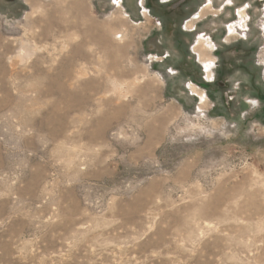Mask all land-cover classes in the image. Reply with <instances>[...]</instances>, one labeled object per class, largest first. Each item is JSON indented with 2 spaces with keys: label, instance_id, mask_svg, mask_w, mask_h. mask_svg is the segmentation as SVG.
<instances>
[{
  "label": "rangeland",
  "instance_id": "1",
  "mask_svg": "<svg viewBox=\"0 0 264 264\" xmlns=\"http://www.w3.org/2000/svg\"><path fill=\"white\" fill-rule=\"evenodd\" d=\"M0 264H264V0H0Z\"/></svg>",
  "mask_w": 264,
  "mask_h": 264
},
{
  "label": "bare ground",
  "instance_id": "2",
  "mask_svg": "<svg viewBox=\"0 0 264 264\" xmlns=\"http://www.w3.org/2000/svg\"><path fill=\"white\" fill-rule=\"evenodd\" d=\"M243 12V11H242ZM241 13V12H240ZM242 14V13H241ZM208 46V45H207ZM207 48V47H206ZM205 61V60H204ZM209 63V60L207 61ZM207 64V63H206Z\"/></svg>",
  "mask_w": 264,
  "mask_h": 264
},
{
  "label": "snow or ice",
  "instance_id": "3",
  "mask_svg": "<svg viewBox=\"0 0 264 264\" xmlns=\"http://www.w3.org/2000/svg\"><path fill=\"white\" fill-rule=\"evenodd\" d=\"M241 26H243V25H241Z\"/></svg>",
  "mask_w": 264,
  "mask_h": 264
}]
</instances>
